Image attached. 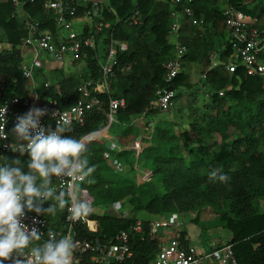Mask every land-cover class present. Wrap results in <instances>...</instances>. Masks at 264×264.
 Wrapping results in <instances>:
<instances>
[{"label":"trees","instance_id":"16d2710c","mask_svg":"<svg viewBox=\"0 0 264 264\" xmlns=\"http://www.w3.org/2000/svg\"><path fill=\"white\" fill-rule=\"evenodd\" d=\"M14 1L0 0V42L6 45L0 48V104L12 96L32 93L30 81L21 74L18 48L26 34L28 18L37 20L40 29L50 33L56 31L52 14L42 1ZM221 3L257 17L264 13L258 0H190L186 3L200 24H182L177 39L186 47L183 60L201 66L207 87L208 112L200 121H188L187 128L179 133L175 132L170 120L156 119L151 126L144 125L149 138L141 142L139 153L143 157V167H152L151 176L157 175L161 191L154 190L149 178L133 180L113 173L102 158L103 139L95 132L105 123L108 96L123 98L124 107L118 108L115 116L118 121H128L142 112L149 117L158 113L152 108L157 88L166 86L174 91L180 86L189 88L182 71L169 84L163 79V63L172 55V44L168 41L170 6L157 0H106L101 10L102 20L108 23L104 31H111L112 37L125 42L127 47L116 53L110 93H91L100 100L99 106L87 111L83 123L73 124L65 135L81 140L94 135L83 156L89 160V165L96 166V171L89 178L92 182L86 180L80 184V189L105 206L124 201L125 215L108 211L90 213L87 218L95 222V231L87 230L81 222L73 226L76 237L92 243L98 240L100 246L109 245L117 232L127 230L131 255L111 264H147L153 257L158 239L149 232L150 215L194 210L196 215L192 220H197L206 209L214 212L227 230L223 244L230 245L236 264H264V211L258 207V201L264 204V77L247 74L239 65L229 72L220 62L212 65L211 56L216 53L222 60L229 52L223 16L218 7ZM250 3H254L251 8L247 7ZM16 6L24 18L17 14ZM253 27L258 36L264 38V23H255ZM86 29L84 25L82 30ZM73 61L81 62L79 71L62 75L59 69L60 76L54 77L53 83L47 86L43 81L41 84L35 82L42 68L34 70L39 101L52 100L57 108L65 109L80 96L77 87L83 81L99 77L94 50L83 48ZM112 128L125 144L136 133V128L128 125L119 129L113 124ZM189 131L197 140L194 145L189 141ZM213 134L218 140L208 142ZM128 151L119 153L118 157L122 155L131 166L133 161ZM3 157L9 164L17 158L22 162L28 160L27 153L21 156L13 151ZM214 168L222 169L230 180L210 183L208 173ZM64 212L45 216L49 228L61 229ZM138 212L144 215L137 218ZM56 219L59 223L55 228L49 221ZM136 219L140 221V228L134 232L131 226ZM183 233L180 232L181 239ZM181 243L188 244L187 240ZM90 255L83 253L77 264H100L92 262Z\"/></svg>","mask_w":264,"mask_h":264},{"label":"built area","instance_id":"2783aa9c","mask_svg":"<svg viewBox=\"0 0 264 264\" xmlns=\"http://www.w3.org/2000/svg\"><path fill=\"white\" fill-rule=\"evenodd\" d=\"M40 1L52 14L56 31L50 33L45 29H40L37 20L27 17L26 34L18 45L21 51L19 65L22 76L32 82L34 70L40 61L42 65H47L50 60L54 63H61L68 57L73 60L83 48H89L94 50L99 77L95 80L87 79L83 81L77 87L80 96L65 109L57 108L52 100L39 101L37 92L34 89L31 90L32 93L29 96H12L10 99L3 101L0 107L7 104L5 132L8 134V139H0V156L12 151L10 149L13 144L11 130L16 123V117L25 113L30 107L35 106L49 110L48 115L40 118V123L45 126L55 128L56 119L51 116L53 110L59 112L61 117L70 119L72 125L82 124L86 112L93 107H98L100 104V100L91 93L97 92L106 95L110 93L111 71L116 64V53L124 51L127 47L125 42L114 39L111 31H104L108 23L102 20L101 10L106 3H100L96 0ZM157 1L165 2L170 6L169 17L171 21L168 26V40L172 44L173 53L163 63V79L165 83L169 84L172 78L180 72L182 59L186 52L185 45L177 39L178 30L184 23L199 26L200 21L193 17L191 8L186 4L190 0ZM258 1L260 8L264 11V0ZM106 9L109 10V8ZM219 10L223 16L224 37L229 47V52L225 55L224 61H220L224 69L231 71L239 65L244 68L247 74H257L264 77V38L259 37L256 28L253 27L257 17L245 14L226 3H221ZM77 13L79 14L77 15ZM75 18L82 20L81 29L78 32L72 29L71 22ZM84 25L87 28L85 32L82 30ZM199 30L202 32L203 28L200 26ZM98 44L102 45V52L99 51ZM213 64H216V62H213ZM47 85L49 83L44 82V86ZM174 92V89L166 86L157 88L152 108L161 113L167 112ZM123 107V98L108 96L105 123L95 132L104 140L103 161L116 174L124 173V164L120 162L118 154L126 150H138L143 138V134L138 131L135 137L130 139L128 143L123 144L112 133L113 124H134L133 119L128 121H118L116 119L115 115L118 108ZM137 119L145 121L148 126H150L152 120L144 112L140 113ZM113 144L116 145L115 148L112 147ZM141 171L144 179L151 177V172L148 170ZM66 182L69 181L53 177L52 187L59 190ZM80 196L85 199L82 189H80ZM176 215L171 212L164 213L149 221V232L157 237L158 248L147 264H204V261L207 260L215 264H236L229 244L213 246L206 253L196 252L188 244L183 245L181 242L187 240V238L183 229L179 227L180 224L176 222ZM34 216H36L35 213H27V219L24 222L31 225ZM68 216L69 213L65 209L61 219V229L49 228L45 216L36 217L38 223L35 226L42 232V240L34 243H42L43 240H46L49 230L56 232L58 237L60 235H71L78 245L74 253L75 264L85 252L91 253L90 260L92 262L100 264L118 262L131 255L128 246L129 232L127 230L117 232L113 237V242L109 245L97 246L96 243L76 237L73 231L76 222L83 223L89 231H95V222L87 217L73 222L68 219ZM170 225H173L174 229L167 232ZM139 228L140 221L136 219L131 226V230L137 232ZM181 231L184 232L182 239L179 237Z\"/></svg>","mask_w":264,"mask_h":264},{"label":"clouds","instance_id":"9594fccd","mask_svg":"<svg viewBox=\"0 0 264 264\" xmlns=\"http://www.w3.org/2000/svg\"><path fill=\"white\" fill-rule=\"evenodd\" d=\"M6 114L7 104L0 107V139L4 140L8 139ZM48 114L47 108L33 106L16 117L9 147L21 156L27 153V161L17 158L9 164L0 156V264H75L78 245L71 235L58 237L49 230L46 240L34 243L42 240L36 217L67 209L68 219L75 222L92 212L91 204L80 196V184L86 180L91 183L89 178L96 171L83 156L94 135L85 140L65 135L71 131L72 121L55 110L51 112L55 128L42 125L40 118ZM53 177L69 182L57 190L52 187ZM208 180L227 183L230 177L214 168ZM30 212L36 214L31 225L24 222Z\"/></svg>","mask_w":264,"mask_h":264},{"label":"rangeland","instance_id":"374dc122","mask_svg":"<svg viewBox=\"0 0 264 264\" xmlns=\"http://www.w3.org/2000/svg\"><path fill=\"white\" fill-rule=\"evenodd\" d=\"M100 3H106V0H96ZM254 4V3H253ZM16 12L21 15L23 18V13H20L19 6H16ZM20 16V17H21ZM21 17V18H22ZM259 24H263L262 17H259ZM72 29L75 32H78L81 29L82 20L79 18H75L71 22ZM190 26L189 24H186ZM192 26V25H191ZM189 28V27H188ZM66 33V32H65ZM6 45L0 42V48H4ZM102 45L98 44V49L100 52ZM50 60V59H49ZM74 60V59H73ZM71 58H66L61 63H53L50 60V63H47L46 70L41 72L36 79L37 84H41V82L53 83L52 79L54 77L60 76L57 73V70H61L62 75H66L69 73H74L79 71V67L81 65L80 61H73ZM40 61V60H39ZM41 67V61L37 64V68ZM36 68V69H37ZM200 64H196L193 62H183L182 64V72L187 78V81L191 83V87L186 88L185 86H180L175 89L174 98L171 100V104L169 110L165 113H157L156 116H162L165 120H170L173 123V129L175 132L179 133L181 130L187 128L188 121L194 119L200 121V117L204 114H207V97L205 96V92L207 91V87L203 82L200 74ZM44 70V69H43ZM35 77V75H33ZM50 79V81L48 80ZM35 85V84H34ZM35 90L38 89V85L33 86ZM211 112V110H210ZM138 131L130 138L136 136ZM149 136L147 137V139ZM217 141L218 136L213 134L212 138L208 140ZM189 141L192 145L197 143L196 138L192 135L191 131H189ZM134 157L130 158L133 160ZM134 161V160H133ZM139 168L141 166L137 165ZM137 167V168H138ZM138 168V169H139ZM144 168V167H143ZM152 167H147V170L150 172ZM146 169V168H144ZM114 173V171H112ZM118 176H124V173H119ZM156 174L150 177L151 182L154 183L153 187L155 191H161V187L159 182L156 179ZM143 178V177H142ZM138 177L133 178V180H138ZM85 199L91 204L92 212L101 213L103 211H108L116 215H123L126 213L125 204L123 202L114 203L110 206H105L97 202L88 192L83 190ZM261 201H258V207L261 211H263ZM141 213V212H139ZM196 215V212L186 211L182 214L176 215V222L179 223V227L183 229L186 234L187 243L189 246L193 248L196 252L206 253L213 246L221 245L225 242L226 237L228 236V232L225 228L222 227L220 221L217 219V216L214 212H211L209 209H206L204 212L200 213L197 217V220H192V218ZM52 224V221H49ZM174 229L173 225H170L167 228V232Z\"/></svg>","mask_w":264,"mask_h":264},{"label":"crops","instance_id":"0c3cea01","mask_svg":"<svg viewBox=\"0 0 264 264\" xmlns=\"http://www.w3.org/2000/svg\"><path fill=\"white\" fill-rule=\"evenodd\" d=\"M253 4L252 3H250V4H248L247 5V7H249V8H251V6H252ZM219 6H221V4H219L218 5V7ZM239 11H241V10H239ZM241 12H243V11H241ZM243 13H245V12H243ZM245 14H249V13H245ZM249 15H251V14H249ZM256 15V14H255ZM255 15H251V16H255ZM256 17H257V15H256ZM260 17H262V19H263V21H264V14H261L260 15ZM259 22H260V20H259V17H257V21H256V23H258L259 24ZM264 23V22H263ZM193 26V25H192ZM169 41V40H168ZM172 53H173V48H172ZM186 53V52H185ZM211 58V63H212V65H214L213 64V62L215 63H217V62H223L224 61V59H225V56H224V58L222 59V60H219L218 59V57H217V54L215 53V55L214 56H211L210 57ZM52 62V61H51ZM183 62H185L183 59H182V64H183ZM186 62H188V61H186ZM190 62H193V61H190ZM49 63H50V61H49ZM54 63V62H53ZM193 63H196V62H193ZM51 64V63H50ZM181 64V65H182ZM196 64H199V63H196ZM45 66L46 65H42L41 64V67L40 68H42V72H44L45 70H46V68H45ZM224 67V66H223ZM44 69V70H43ZM225 70V69H224ZM180 71H182V67H181V70ZM225 71H227V70H225ZM229 72V71H228ZM200 76H201V78L203 77V73H201L200 74ZM49 81H50V79H48ZM186 81H187V78H186ZM36 83H37V81H35ZM189 84H190V86L189 87H191V83L189 82V81H187ZM33 86H35L34 85V77H33V80H32V82L30 81V89L32 90V89H34V87ZM37 86V85H36ZM173 89V88H172ZM35 90V89H34ZM159 113V112H158ZM137 116L138 115H135V116H133V117H131V118H129V120H134V124L133 125H128V126H132V127H135L136 128V130L137 131H140L142 134H143V138H142V140H141V142L144 140V139H146L147 140V137L149 136V131L148 130H145V128H144V125H146L147 127H149L146 123H145V121L143 122L141 119H137ZM150 118V120H151V118H152V120H151V124H150V126L152 125V123L156 120V119H163L162 118V116H156V114H154V115H152V116H150L149 117ZM126 125V124H125ZM125 125H117L118 126V128L120 129L122 126H125ZM147 129V128H146ZM111 131H112V133L113 134H115L116 135V132H115V129H113V128H111ZM120 140V139H119ZM130 140V139H129ZM121 141V140H120ZM128 141V140H127ZM126 141V142H127ZM103 143H104V140H103ZM121 143H123V144H125V142H122L121 141ZM141 144V143H140ZM140 149V148H139ZM139 149L138 150H129L128 152V154H129V157H134V161H133V164L131 165V166H129L127 163H126V161L124 160V157L122 156V155H120L119 156V160H120V162L121 163H123L124 164V177H126L127 179H133V178H135V177H138V178H141V179H144V178H142V171L141 170H145L144 168H143V157H142V155L139 153ZM140 165L141 166V168H139L137 165ZM139 169H138V168ZM146 170H147V168H146ZM132 173V174H131ZM150 179V178H149ZM152 181V180H151ZM153 185H154V183H153ZM49 203H52V201H49ZM48 206V204L47 203H45V205H44V207H47ZM262 208H263V211H264V204L262 205ZM144 215V213H137V215H136V217L137 218H140V217H142ZM151 216V217H150ZM148 218H149V221L150 220H152V219H154V218H156L158 215H150ZM59 219V218H58ZM139 220V219H138ZM58 223H59V220H53L52 221V224L54 225V227L56 228V227H58ZM204 264H215V263H213L212 261H204Z\"/></svg>","mask_w":264,"mask_h":264},{"label":"water","instance_id":"95a60500","mask_svg":"<svg viewBox=\"0 0 264 264\" xmlns=\"http://www.w3.org/2000/svg\"><path fill=\"white\" fill-rule=\"evenodd\" d=\"M96 245L99 246L98 240L95 241Z\"/></svg>","mask_w":264,"mask_h":264}]
</instances>
